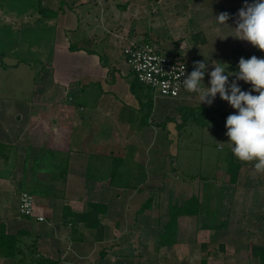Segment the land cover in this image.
<instances>
[{
	"label": "crops",
	"instance_id": "1",
	"mask_svg": "<svg viewBox=\"0 0 264 264\" xmlns=\"http://www.w3.org/2000/svg\"><path fill=\"white\" fill-rule=\"evenodd\" d=\"M133 1L147 9L167 5L182 34L164 36L175 40L174 47L153 41L148 26H143L141 42L179 57L192 71L201 61L207 63L208 73L219 62L227 72H238L241 57L264 58V51L234 38L237 13L245 0H175L173 5L170 0ZM42 7L53 14L46 19L52 41L39 37L47 43L35 49L39 72L34 88L25 100L0 99V145L6 154V172L0 177V222L7 233L28 231L37 239L40 253L58 264H106L116 259L120 260L116 264H124L121 261L134 259L136 253L144 257L143 264H165L155 261L170 251L189 249L201 255L198 264H217L219 259L222 264H258L251 247L264 239V172L238 160L231 148L228 156L202 152L214 164L225 160L226 167L230 156L236 160L235 184L225 178L230 169L222 178L182 176L175 159V168L167 165L172 116L180 137L188 123L210 125L203 126L205 122L199 123L189 112L214 115L207 109H215L219 113L215 118H225L236 110L219 94L209 106L200 103L198 93L185 89L171 100L154 98L151 89L135 85L112 33L127 30V38L136 41L142 33L117 23L125 18L121 10L102 7L97 36H92L86 7L77 11L66 0H58L56 8ZM221 12L230 14L228 25L217 22L215 16ZM233 79L229 76V82ZM209 80L206 73L201 88L210 86ZM237 83L243 91H251V84ZM213 135L218 137V131ZM172 174L181 177H176L178 182H172ZM22 192L34 197L31 217L17 211ZM89 203L105 206L97 229L76 220ZM94 257L96 263H89ZM0 264L13 261L0 259Z\"/></svg>",
	"mask_w": 264,
	"mask_h": 264
},
{
	"label": "rangeland",
	"instance_id": "2",
	"mask_svg": "<svg viewBox=\"0 0 264 264\" xmlns=\"http://www.w3.org/2000/svg\"><path fill=\"white\" fill-rule=\"evenodd\" d=\"M41 2L39 0H0L1 100L5 101L6 98H21L22 100H25L26 98H29V94L34 88V79L37 77L36 73L39 72L36 65V59L39 57V55L37 54V57L35 49H38V46L41 47V45L46 47L45 44L47 43L45 42L47 41L45 38H42L43 40H41L39 37H48L47 39L49 42L50 40L52 41V36H50L52 32L47 28V25L51 24H48L46 19H44V16L42 17V15L39 13V6L56 8L58 0H42ZM66 3H70L73 9H76L77 11H79L80 6L86 7L85 9L88 10L90 15V26L92 29L89 30L90 35L92 36H97L100 27V23L98 22L99 12L101 11L102 7H109L114 11H116L115 8L121 10L120 12L124 14L125 18L120 19L117 23L122 22V27H127L128 30L131 29L136 31V34L138 35L139 33H142L139 35L140 37H138L139 41L143 40L140 39L144 33L143 26H148L151 29L150 35L153 41L155 39L159 41L161 40L162 45H165L168 48L174 47L171 41L173 42L175 40H173V38H164V36L174 37L177 34L182 35L178 28L180 25L177 24L179 20L174 21L171 18L170 11L168 12V10H166V4L165 6L162 5V8L164 7L162 10L161 7H158V4H155L152 7L149 5V9L144 7L140 8L141 3L133 0H112L110 2L111 5L108 4L109 2L107 1L104 3L103 0H66ZM124 3H128L127 7L124 9L120 8ZM168 3L173 5L176 3V1L170 0ZM149 20L150 22L148 23ZM51 22L54 23V21ZM107 25L110 27L111 23L108 22ZM53 29H55V27ZM107 29L110 30L109 28ZM171 30L173 31L170 32ZM127 32V30H124V33ZM124 33L117 34L127 37ZM112 34H114V32ZM144 43L149 44L150 42ZM48 46L49 44L47 47ZM175 47H178V45ZM196 116L200 118L201 122L207 121L210 125L202 127L194 126L188 123V128L183 129L181 133L183 135L180 137H178L177 134L178 129L173 124L174 116H172V124H170L171 144L168 147L170 150L169 157L167 158V165L170 164L171 168H175L173 164L177 162L182 176L191 175L222 178V176L226 174L227 162H225V160H220L218 164H214L215 160L212 158H206L202 151H211L209 155L212 157V154L215 151L228 156L231 146L229 137L226 135V118H215L216 116L212 114H207L206 117H204L203 113L202 115L197 114ZM216 122H218V128L215 127ZM190 131L193 132V134L186 135ZM214 131H218V137L213 135ZM182 141L187 142L189 145L185 147V145L180 143ZM2 152V147H0V177L6 172V162L1 158ZM170 158H173V160L170 161ZM176 177H179V175L172 174V182H178ZM67 250L70 249L68 248ZM139 255V253H136L134 259L132 256L127 257V260L129 258H132L133 260L127 261L124 259L121 262H124V264H143L144 257ZM200 258L201 255L194 251V249H189L188 252L185 251L183 253L178 252L177 254H174L170 251L168 254L162 255L161 259L158 258V261H155V263L163 262L165 264H198ZM96 259L97 258L95 257L92 258L89 260V263H96ZM219 260L220 262L217 264H222L221 259ZM116 261L118 262L120 260L116 259L115 261H108L106 264H116Z\"/></svg>",
	"mask_w": 264,
	"mask_h": 264
},
{
	"label": "clouds",
	"instance_id": "3",
	"mask_svg": "<svg viewBox=\"0 0 264 264\" xmlns=\"http://www.w3.org/2000/svg\"><path fill=\"white\" fill-rule=\"evenodd\" d=\"M219 24H227L231 18L227 12L216 15ZM235 37L247 41L260 51H264V0H253L238 10ZM228 25V24H227ZM219 62L208 73L206 62H195L194 70L185 75L182 83L186 91L198 93L200 103L209 106L219 94L235 111L228 115L225 123L233 155L244 163H253L257 172H264V58L253 55L249 59L241 57L238 72H227ZM210 76L209 84L201 88L205 74ZM227 73V74H226ZM231 73V75H229ZM229 76L235 77L229 82ZM238 81L251 84V91H243ZM252 92L258 93L253 95Z\"/></svg>",
	"mask_w": 264,
	"mask_h": 264
},
{
	"label": "built area",
	"instance_id": "4",
	"mask_svg": "<svg viewBox=\"0 0 264 264\" xmlns=\"http://www.w3.org/2000/svg\"><path fill=\"white\" fill-rule=\"evenodd\" d=\"M115 43L120 46L125 63L130 69L134 80L140 85L151 89L154 98L178 99L182 91L185 75L192 71L191 66L179 57H172L155 49L152 44L129 39L117 33L113 34ZM34 197L30 193L22 192L19 196L18 213L33 216ZM39 221L43 217H38Z\"/></svg>",
	"mask_w": 264,
	"mask_h": 264
},
{
	"label": "trees",
	"instance_id": "5",
	"mask_svg": "<svg viewBox=\"0 0 264 264\" xmlns=\"http://www.w3.org/2000/svg\"><path fill=\"white\" fill-rule=\"evenodd\" d=\"M39 9L40 14L44 16V19H49L53 17L52 11L40 6ZM69 48L74 50V46L72 43H70ZM134 83L137 86H142L136 80L134 81ZM201 110L206 111L205 108H201ZM207 110H211L212 112H214V116L216 114H219L218 111H216L215 109ZM195 114L202 115L200 110L196 113H194L193 111L192 113L189 112L187 115H193V118L199 123H201L200 118ZM203 114L204 117H206L207 113ZM227 117L225 118L227 119ZM206 122L203 126L206 125ZM0 147L2 146L0 145ZM4 157H6V154L2 152L1 158L4 159ZM171 160H173V158H171ZM238 168V162L230 156L226 171L229 169L230 170L228 172V175L225 176L226 180H228L227 182H230L231 184L236 183L238 179ZM193 202L194 201H192L191 203L192 205L194 204ZM186 206L189 207L191 205L187 204ZM104 209L105 206L103 204L89 203L87 204V208L82 213L76 215V220L84 222L85 226L87 227H94L97 229L99 226V224H97L98 216L102 213ZM251 254L252 257L257 259L258 264H264V239L261 245H253L251 247ZM104 256L105 254L102 253L101 258H103ZM0 259H11L13 261V264H58L59 262L57 260H52L42 255L37 247V239L34 238L28 231L19 230L14 234L7 233L6 225L4 222H0ZM201 264H205V262L202 261Z\"/></svg>",
	"mask_w": 264,
	"mask_h": 264
}]
</instances>
